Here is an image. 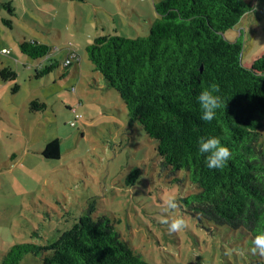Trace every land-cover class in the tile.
Here are the masks:
<instances>
[{
  "label": "rangeland",
  "instance_id": "obj_1",
  "mask_svg": "<svg viewBox=\"0 0 264 264\" xmlns=\"http://www.w3.org/2000/svg\"><path fill=\"white\" fill-rule=\"evenodd\" d=\"M159 1L12 0L19 14L49 30L21 17L12 31L0 19V70L17 73L7 80L0 73V262L14 243L56 239L92 206L93 217L107 216L150 264H264L245 229L192 214L184 198L196 188L184 171L161 165L157 140L140 122H130L120 94L88 58L86 46L98 35H147ZM246 1L250 11L225 36L235 40L243 28L242 61L249 65L264 50V0ZM23 31L58 48L49 57L59 65L48 74L36 73L48 58L21 52ZM71 53L77 63L65 68ZM33 100L46 107L33 110ZM54 138L60 139L59 159L42 153ZM134 169L138 178L132 180ZM169 198L176 208L167 206ZM177 217L185 226L169 232L162 221ZM41 263L32 253L22 258V264Z\"/></svg>",
  "mask_w": 264,
  "mask_h": 264
},
{
  "label": "trees",
  "instance_id": "obj_2",
  "mask_svg": "<svg viewBox=\"0 0 264 264\" xmlns=\"http://www.w3.org/2000/svg\"><path fill=\"white\" fill-rule=\"evenodd\" d=\"M155 9L158 15L147 35H98L86 46L88 58L120 94L130 122H140L157 140L161 165L173 172L184 171L196 188L184 198L192 214L245 229L255 240L264 233V51L246 65L243 28L235 40L225 36L251 4L246 0H160ZM2 22L15 29L10 18L2 17ZM19 48L33 59L48 58V65L41 63L36 69L38 76L59 65L49 57L58 48L47 43L25 37ZM74 63L76 56L64 67ZM0 73L5 80L17 76L8 66ZM212 86L218 87L216 94L223 103L215 118L205 122L200 119L197 96ZM40 107L44 109L46 103L31 102L33 110ZM205 136L219 137L230 149L231 158L223 168L209 169L198 153L197 141ZM42 153L59 159L60 139L50 140ZM129 178H138V169ZM92 209L46 244L14 243L0 264H22L28 253L41 256V264H150L107 216L95 218Z\"/></svg>",
  "mask_w": 264,
  "mask_h": 264
},
{
  "label": "clouds",
  "instance_id": "obj_3",
  "mask_svg": "<svg viewBox=\"0 0 264 264\" xmlns=\"http://www.w3.org/2000/svg\"><path fill=\"white\" fill-rule=\"evenodd\" d=\"M217 86L202 89L197 96V103L200 108V119L205 122H211L217 110L221 108L223 100L218 93ZM197 151L205 157V164L209 169L223 168L231 158L230 149L222 144L221 139L216 136L200 137L197 141ZM169 208H176L177 204L173 198H169L166 202ZM163 223L168 224L169 232L179 231L185 226L183 217H177L169 223L165 218ZM254 247L251 249L253 254L264 256V233L258 235L253 241Z\"/></svg>",
  "mask_w": 264,
  "mask_h": 264
},
{
  "label": "crops",
  "instance_id": "obj_4",
  "mask_svg": "<svg viewBox=\"0 0 264 264\" xmlns=\"http://www.w3.org/2000/svg\"><path fill=\"white\" fill-rule=\"evenodd\" d=\"M1 1H2V3H0V19H1V22H2V17H7V18H10V19L14 22V24L16 25V24H17V23H16V19H19V18L23 17L24 19H26V20L32 22V24L39 25L40 27H42V29H46L45 27L41 26V25L38 24L36 21H34L32 18L25 17V16L19 14L18 11H17V8H15V7L11 4V1H12V0H1ZM4 1H8V2H4ZM25 1H32V0H25ZM5 9H8V10H9V13H7V12L5 11ZM2 23H3V22H2ZM16 26H17V25H16ZM241 29H242V28H241ZM241 29L238 30L239 34H240V30H241ZM13 30H14V29H13ZM13 30H12V31H13ZM46 30H49V29H46ZM23 32H24L23 37H22L21 39H18V42H20V40H22V39L25 38V37H28V38L30 37V38L37 39V40H39L40 42L46 43V42H44V41L41 40L42 38H40V35H37L36 32H35V33L31 32V33H32L31 35H30L29 33L25 32V31H23ZM29 35H30V36H29ZM49 45H50V44H49ZM51 46H52V45H51ZM52 48L54 49L53 46H52ZM3 49H6V47H3ZM263 51H264V50H263ZM257 57H258V56H257ZM257 57H255V58L253 59V61H254ZM253 61H252V62H253Z\"/></svg>",
  "mask_w": 264,
  "mask_h": 264
},
{
  "label": "built area",
  "instance_id": "obj_5",
  "mask_svg": "<svg viewBox=\"0 0 264 264\" xmlns=\"http://www.w3.org/2000/svg\"><path fill=\"white\" fill-rule=\"evenodd\" d=\"M71 54L67 57V59L65 61V64L68 63L69 60L72 59L73 57H75V56L77 57V55H75L73 53H71ZM72 111L75 113V120H78V119H80L82 117V115L77 112V108H73ZM71 124L75 125V121H72Z\"/></svg>",
  "mask_w": 264,
  "mask_h": 264
}]
</instances>
